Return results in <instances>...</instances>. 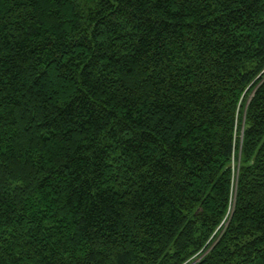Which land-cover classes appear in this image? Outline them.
Segmentation results:
<instances>
[{
  "label": "trees",
  "instance_id": "obj_1",
  "mask_svg": "<svg viewBox=\"0 0 264 264\" xmlns=\"http://www.w3.org/2000/svg\"><path fill=\"white\" fill-rule=\"evenodd\" d=\"M0 264H264V0H0Z\"/></svg>",
  "mask_w": 264,
  "mask_h": 264
},
{
  "label": "rangeland",
  "instance_id": "obj_2",
  "mask_svg": "<svg viewBox=\"0 0 264 264\" xmlns=\"http://www.w3.org/2000/svg\"><path fill=\"white\" fill-rule=\"evenodd\" d=\"M241 139H242V135H241ZM241 143V142H240ZM234 196H235V192H233L232 193V204H233V200H234ZM229 216H230V212H228V216H227V218H229ZM227 218H226V221L224 222V224L223 225H225L228 221H227ZM201 258V257H200ZM199 259V258H198Z\"/></svg>",
  "mask_w": 264,
  "mask_h": 264
}]
</instances>
